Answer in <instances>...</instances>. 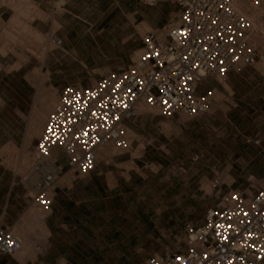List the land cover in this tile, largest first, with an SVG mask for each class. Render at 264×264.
<instances>
[{"label":"rangeland","instance_id":"1","mask_svg":"<svg viewBox=\"0 0 264 264\" xmlns=\"http://www.w3.org/2000/svg\"><path fill=\"white\" fill-rule=\"evenodd\" d=\"M2 5L0 219L12 229L20 226L29 255L38 256L47 235L32 202L39 186L30 190L26 179L36 173L34 150L52 110L26 145L31 122L42 117L49 94L55 96L56 107L62 89L94 86L106 74L134 64L141 54V37L158 36L176 24L179 8L172 0H4ZM259 19L264 24V11ZM78 35L81 41L91 40L83 53L75 50ZM54 39L62 45L55 47ZM257 46L256 64L231 71L228 91L209 79V88L219 94L215 92L206 114L164 119L143 102V111L125 122L129 148L119 152L103 147L112 155L129 152V201L116 199L117 220L99 236L92 224L96 214L76 205L79 195L73 193L63 211L73 226L53 230L57 244L39 262L54 264L56 254L71 263L78 256L81 264H88L101 253L107 260L102 264H148L153 256L183 252L185 225L200 224L228 186L249 196L264 187V46ZM55 167L60 170L57 185L70 186L75 178L86 176L72 173L66 160ZM215 180L220 195L212 188ZM123 206L129 212L121 213ZM83 218L88 220L85 226L77 225ZM29 255L22 264L37 261Z\"/></svg>","mask_w":264,"mask_h":264},{"label":"built area","instance_id":"2","mask_svg":"<svg viewBox=\"0 0 264 264\" xmlns=\"http://www.w3.org/2000/svg\"><path fill=\"white\" fill-rule=\"evenodd\" d=\"M172 2L179 8L176 24L166 26L162 37L144 34L134 64L106 74L94 86L62 90L34 150L39 190L32 202L43 212L52 207L60 175L43 168L52 150L62 151L72 173L87 175L99 149L129 148L125 122L137 116L140 102L164 119L195 118L208 113L215 101V89L198 94L200 84L209 79L226 83L231 71L256 64V42L264 41V28L256 29L236 5L254 7L261 0ZM53 44L62 42L54 39ZM212 188L220 195L218 180ZM183 241V252L153 256L148 264H264V187L252 196L234 190L221 194L200 224L185 225ZM21 248V240L0 219V255L13 257Z\"/></svg>","mask_w":264,"mask_h":264},{"label":"crops","instance_id":"3","mask_svg":"<svg viewBox=\"0 0 264 264\" xmlns=\"http://www.w3.org/2000/svg\"><path fill=\"white\" fill-rule=\"evenodd\" d=\"M3 1L4 0H0V22H2L4 15L6 13V8L4 5H2ZM209 86H212L210 80H207V82L200 84L197 88L198 94H202L204 92V89L205 90L210 89ZM41 115L43 116L47 115L46 108H44V112ZM256 145L258 146L259 142H257ZM123 156H128V159L121 163H117V164L113 163L114 159ZM50 158L53 159V163L55 166L58 163L63 165V163L66 160V157L64 156L62 151L57 148L52 150ZM110 162H112V164H110ZM103 165L110 166V168H103L102 167ZM126 165H129V152L123 155L114 154L107 158L101 157L99 160H97L95 168L90 173H88L84 178L82 179L75 178L70 182V186H66L63 184L60 185L56 184L57 186L53 194V204L44 220V228L46 227L45 230L47 235L45 241L46 247L44 250L42 249V247L40 248L41 249L40 251L41 252L44 251V252L39 254L38 256L36 255L35 259L37 257L38 259L35 262L32 261L33 264H44L43 262H39L40 257H46L53 249L54 244H57V241H55L56 238L53 239L55 237L53 232L54 229L61 228L63 230H67L71 227L72 221L71 220L68 221L65 218L66 213H64L63 211H66V207L69 205V202L71 201L70 196L73 193L79 195V201L76 203V205L81 206L83 207V209L92 211L94 212V214H96L94 215L92 224L99 231L98 233L99 236L102 235V229L106 231L112 227V221L117 220L116 219L117 216L116 215L114 216V214H117V211L115 209L116 199L129 201L130 171L129 168L126 167ZM62 169L63 168H61V170ZM259 189L260 188H258L255 191V193ZM228 190H231L230 186L227 187L226 191ZM125 206H123L121 213L129 212V208L127 209L125 208ZM85 221H88L87 218L85 219L83 218L82 220L81 219L77 220V222L80 223L77 225L85 226V224H82L85 223ZM52 227H56V228H52ZM51 239L53 240L50 241ZM69 252H71V250ZM52 257L54 259L53 260L54 264H81L82 262V260L78 259V256L76 257L77 261L72 263L67 261L68 257L64 258L59 255L57 256L56 254H53ZM103 259L105 258H103L101 253H98L93 257L92 260L88 262V264H102ZM106 261L107 260L105 259V262ZM0 264H22V263L19 260H17L14 256L7 257L0 255Z\"/></svg>","mask_w":264,"mask_h":264},{"label":"bare ground","instance_id":"4","mask_svg":"<svg viewBox=\"0 0 264 264\" xmlns=\"http://www.w3.org/2000/svg\"><path fill=\"white\" fill-rule=\"evenodd\" d=\"M237 9L239 11H241L243 14L247 15L249 20L253 23L254 27L256 29H260L262 30L264 28V24L263 22L259 19V16L261 14V12L264 11V0H261L260 4L258 6H254V7H251V6H248L247 4L245 3H238L236 5ZM55 26V24H54ZM76 34V33H75ZM74 34V35H75ZM54 36V35H53ZM84 36V35H83ZM79 38V35L77 36ZM159 37H162L161 35H159ZM55 38V37H54ZM77 38V39H78ZM81 38H79V40L77 41V48L75 49L76 52L78 53H83L86 51V43L88 40L87 37H83L82 38V41L80 40ZM98 39V38H97ZM25 40V39H24ZM23 40V42H24ZM91 41V40H90ZM89 41V42H90ZM26 42V41H25ZM52 42V41H51ZM95 42H92V44H94ZM33 44V43H32ZM256 44H259L261 47L264 46V41H258L256 42ZM22 45V44H21ZM55 46V45H54ZM56 47V46H55ZM25 49V48H23ZM263 49V48H262ZM38 50V49H37ZM89 50V49H88ZM32 51V50H31ZM34 51V50H33ZM36 51V50H35ZM41 51V50H40ZM39 51V52H40ZM43 51V50H42ZM46 54V53H45ZM45 54L43 53L42 54V57L41 59H43V61L45 60L44 56ZM241 68H238V69H235L236 72H239ZM220 85H222L223 89L228 91L229 90V87L226 83H221ZM205 90V89H204ZM216 93H218V91H216ZM219 94V93H218ZM55 104V96L54 95H51L49 94V96L46 98V112L48 113V111L50 110H53L55 107L54 106ZM44 105V104H43ZM147 105V104H145ZM137 115L139 113H141L143 111V102H140L138 105H137ZM39 112H41L39 110ZM40 116V115H39ZM42 117L41 118H35L36 120H34L33 122H31L32 124V129H30L28 131V137L26 139V145H30L31 144V140L33 139L34 136H37L38 133H39V130H40V127L41 125L43 124V121L45 120L44 117H46L45 115H41ZM129 131V130H128ZM125 136L128 137L130 136V132H126L125 133ZM106 148V147H104ZM104 148L102 149H99L101 151H98L97 152V160H99L101 157L102 158H107V157H110L112 156L113 153H110L109 151H107V149L105 150ZM34 162L33 161V165H34ZM53 163V160L51 158H49L47 164H45L43 166L44 170L45 171H51V172H55V171H60L59 169H55V165L52 164ZM35 172V171H34ZM27 178V177H26ZM27 180V186L30 190L34 189L35 187L39 186V176L37 173H32V175L26 179ZM56 185V184H55ZM37 212V215H38V218L40 220V226L41 228L43 229V231L46 233V230L44 228V220L48 214V212H43V211H40V209L38 208V210L36 211ZM13 232L14 234L21 240V251L19 253H17L16 255H14V257L19 260L20 262H25L24 260H27L25 259L27 257V255H29L30 251H31V248L30 246L28 245L29 242H27V236L25 235V233L23 232V230L20 228V226L16 227L13 229ZM43 232V233H44ZM46 247L45 245V242L42 246V249L44 250ZM31 256L32 259H35L36 257V254L35 255H29ZM30 259V258H29Z\"/></svg>","mask_w":264,"mask_h":264}]
</instances>
